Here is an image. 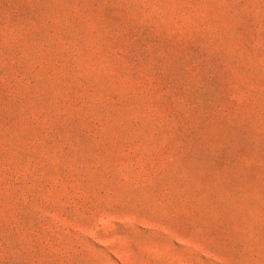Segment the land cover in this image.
I'll return each instance as SVG.
<instances>
[{"label":"rangeland","instance_id":"374dc122","mask_svg":"<svg viewBox=\"0 0 264 264\" xmlns=\"http://www.w3.org/2000/svg\"><path fill=\"white\" fill-rule=\"evenodd\" d=\"M0 264H264V0H0Z\"/></svg>","mask_w":264,"mask_h":264}]
</instances>
